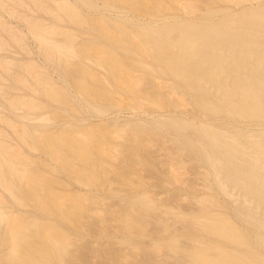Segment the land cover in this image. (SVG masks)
<instances>
[{
  "label": "rangeland",
  "instance_id": "obj_1",
  "mask_svg": "<svg viewBox=\"0 0 264 264\" xmlns=\"http://www.w3.org/2000/svg\"><path fill=\"white\" fill-rule=\"evenodd\" d=\"M246 14L264 16V0H0V264H195L201 249L229 262L235 248L223 245L234 242L212 234L214 219L234 224L237 242L264 239L236 215L256 204L197 155L206 147L198 128L264 144V125L231 118L234 130L193 105V90L164 76L171 53L149 36L177 24L211 33ZM212 38L219 53L233 51ZM197 42L192 34L189 51ZM113 60L124 73L111 74ZM227 90L216 100H229ZM19 224L22 254L12 256Z\"/></svg>",
  "mask_w": 264,
  "mask_h": 264
},
{
  "label": "bare ground",
  "instance_id": "obj_2",
  "mask_svg": "<svg viewBox=\"0 0 264 264\" xmlns=\"http://www.w3.org/2000/svg\"><path fill=\"white\" fill-rule=\"evenodd\" d=\"M191 25H167L150 32L149 36L160 44L163 53H171L170 58L172 60L194 54L195 60L192 64L186 66L176 67L174 61L168 60L169 63L164 61L163 66H166V71L163 72L164 76L176 81V89H192L193 91L190 94L193 105L203 107L205 114L208 116L219 114L227 125L233 126L234 130L237 124H232L229 120L231 118L236 123L264 125V16L239 15L233 22L211 28V33L196 29L192 31V34L198 38V42L195 44L193 51H189L191 46L194 45L189 43V37L192 36L188 33ZM175 31H180L184 36L177 43H172L170 39L173 38ZM210 38L214 41H231L235 47L232 52L219 53L216 50L217 45L211 43ZM208 44L213 45L209 46ZM60 50V48H55L53 52H60ZM218 50H221L220 46ZM132 56L137 60L138 57L135 54H132ZM226 58L231 60H224ZM117 59L121 61L120 57H117ZM114 61V64H109L111 74L116 76L117 72L124 73L123 67L120 68L119 63L116 60ZM136 63L142 66L140 64L143 62L136 61ZM219 72H223L225 76H219ZM203 81L206 84H203ZM79 86L81 87L80 84ZM228 87H234L235 91L227 90ZM226 90L229 100H216L215 95ZM51 94L54 95V92L52 91ZM91 96L95 95L91 94ZM178 125L176 122L175 128L183 130V127ZM197 131L199 137L206 143V147L200 150V153L197 150L200 161L209 168L210 172H220L227 181L236 188L243 190L246 201L249 200L256 204V212L246 210L243 204L242 209L236 215L238 218L246 219L248 224H251L257 237L264 238V144L247 140L237 133L233 134L235 142H226L223 137L227 133L216 127H202L198 128ZM182 135L184 136L185 133L182 132ZM261 137L264 140V131L261 132ZM184 143L190 144L191 138L186 137L179 144ZM79 144H82L83 148L84 144ZM207 145L211 149H208ZM81 152L82 154L87 153V160L89 157L88 152L85 149H81ZM3 153V149H0L1 176L4 168V165H2ZM234 172L237 174L234 175ZM32 182L30 197L33 200H39L40 186L34 179H32ZM134 201L146 202V199L144 196H136L133 199ZM64 206L62 203H57V207L60 209ZM67 211L69 212L68 208ZM212 223V234L219 240L233 241L234 243H225L223 247L235 248V254H231V259L228 262L223 254L214 255L209 249H201L200 252H195V258H192L196 262L195 264H241L242 262L264 264V239L258 242L252 240L254 247H251L248 242L240 243L236 241L240 238V231H237L234 224L231 225L223 219H214ZM23 230L24 228L20 224L12 228L11 237L14 248L12 256L22 254L21 232ZM186 250L187 247L181 249L182 252H190L192 248ZM17 262L9 260L6 264H31L23 258H19Z\"/></svg>",
  "mask_w": 264,
  "mask_h": 264
}]
</instances>
